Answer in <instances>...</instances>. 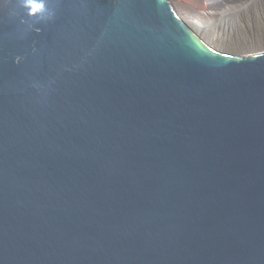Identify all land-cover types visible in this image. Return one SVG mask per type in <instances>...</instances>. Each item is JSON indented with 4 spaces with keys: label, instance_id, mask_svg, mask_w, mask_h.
<instances>
[{
    "label": "water",
    "instance_id": "1",
    "mask_svg": "<svg viewBox=\"0 0 264 264\" xmlns=\"http://www.w3.org/2000/svg\"><path fill=\"white\" fill-rule=\"evenodd\" d=\"M34 2L0 0V264H264V46L172 0Z\"/></svg>",
    "mask_w": 264,
    "mask_h": 264
},
{
    "label": "bare ground",
    "instance_id": "2",
    "mask_svg": "<svg viewBox=\"0 0 264 264\" xmlns=\"http://www.w3.org/2000/svg\"><path fill=\"white\" fill-rule=\"evenodd\" d=\"M181 14L193 22L206 24L208 41L221 50H256L264 46V33L251 35L253 22L264 23V11L260 0H172ZM263 1V0H262ZM250 3L248 6L247 4ZM236 17L238 31L226 36L215 26L225 19ZM262 18H260L261 16ZM261 19V20H260ZM215 23V24H214ZM262 28L264 26H261Z\"/></svg>",
    "mask_w": 264,
    "mask_h": 264
},
{
    "label": "clouds",
    "instance_id": "3",
    "mask_svg": "<svg viewBox=\"0 0 264 264\" xmlns=\"http://www.w3.org/2000/svg\"><path fill=\"white\" fill-rule=\"evenodd\" d=\"M27 5L30 7V14L36 13L39 9L43 8L42 4L35 3L34 0H27Z\"/></svg>",
    "mask_w": 264,
    "mask_h": 264
},
{
    "label": "rangeland",
    "instance_id": "4",
    "mask_svg": "<svg viewBox=\"0 0 264 264\" xmlns=\"http://www.w3.org/2000/svg\"><path fill=\"white\" fill-rule=\"evenodd\" d=\"M262 11H264V3L262 4ZM261 20V19H260ZM262 21V20H261ZM260 21L259 25H263L262 22ZM259 33V32H258ZM261 34L264 33V31L260 32Z\"/></svg>",
    "mask_w": 264,
    "mask_h": 264
}]
</instances>
